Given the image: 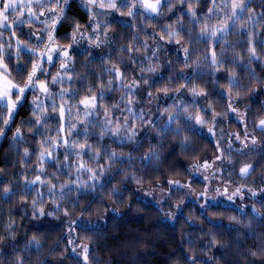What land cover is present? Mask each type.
I'll return each instance as SVG.
<instances>
[{
	"label": "clouds",
	"instance_id": "obj_1",
	"mask_svg": "<svg viewBox=\"0 0 264 264\" xmlns=\"http://www.w3.org/2000/svg\"><path fill=\"white\" fill-rule=\"evenodd\" d=\"M0 264H264V0H0Z\"/></svg>",
	"mask_w": 264,
	"mask_h": 264
}]
</instances>
